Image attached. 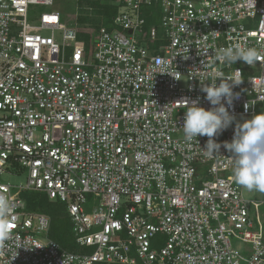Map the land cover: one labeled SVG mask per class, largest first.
Listing matches in <instances>:
<instances>
[{
  "label": "built area",
  "instance_id": "2783aa9c",
  "mask_svg": "<svg viewBox=\"0 0 264 264\" xmlns=\"http://www.w3.org/2000/svg\"><path fill=\"white\" fill-rule=\"evenodd\" d=\"M115 3L112 29H79L54 10L29 22L30 7L53 0H0V174L26 172L15 191L0 181L12 205L0 264H264L262 201L243 194L223 147L264 111V0ZM148 6L158 24L145 29ZM238 44L258 50L254 66L217 60ZM228 75L243 79L236 119L210 156L207 136L186 140L182 105L212 107L201 88ZM27 190L64 203L86 250L48 236Z\"/></svg>",
  "mask_w": 264,
  "mask_h": 264
},
{
  "label": "clouds",
  "instance_id": "9594fccd",
  "mask_svg": "<svg viewBox=\"0 0 264 264\" xmlns=\"http://www.w3.org/2000/svg\"><path fill=\"white\" fill-rule=\"evenodd\" d=\"M184 57L187 59V56ZM259 57L257 49L238 44L234 48L221 49L217 60L228 65L242 60L254 66ZM218 79L220 82L217 84ZM242 82L240 76H217L215 83L211 82L201 88L212 107L206 109L200 106L198 101H192L190 104L186 101L187 103L182 105L186 108L182 125L186 140L192 141L194 138L197 140L198 136H207L205 152L210 156L218 153L221 144L213 138L233 125L236 118L229 108L232 107L234 99L239 98L233 88ZM223 147L231 153L234 181L249 191L264 194V111L242 123H236L232 140L225 141ZM11 216V202L6 195L0 194V247L11 235Z\"/></svg>",
  "mask_w": 264,
  "mask_h": 264
},
{
  "label": "trees",
  "instance_id": "16d2710c",
  "mask_svg": "<svg viewBox=\"0 0 264 264\" xmlns=\"http://www.w3.org/2000/svg\"><path fill=\"white\" fill-rule=\"evenodd\" d=\"M116 0H78V9L89 10V13L96 14L101 17V24L107 29H112V17L118 11L119 6L115 3ZM143 16L145 18V29L152 25L158 24L157 6H148L143 8ZM80 39H85L86 45L90 41V31H80L78 34ZM22 192L21 197L25 201L26 209L32 212H40L49 215L50 228L48 236L54 239L63 249L71 252H79L86 250L81 248L74 242V237L71 232V227L65 205L56 202L53 208H47L45 201L42 199L41 203L34 201L30 196ZM42 197H47L42 195ZM44 203V204H43ZM70 229V231H69ZM90 249V248H88ZM106 264V263H98ZM110 264V263H109ZM112 264V263H111Z\"/></svg>",
  "mask_w": 264,
  "mask_h": 264
},
{
  "label": "rangeland",
  "instance_id": "374dc122",
  "mask_svg": "<svg viewBox=\"0 0 264 264\" xmlns=\"http://www.w3.org/2000/svg\"><path fill=\"white\" fill-rule=\"evenodd\" d=\"M50 10L58 11L61 14L62 21L66 23H74L79 29H91L101 24V20H100L101 17L97 16L96 14L89 13V10L78 9V0H53V4L50 7L38 6V5L32 6L30 7L29 22L35 23V18L39 15L40 12L50 11ZM55 36L58 40H60V35L57 32L55 33ZM89 49L90 48L87 45L86 50L88 53L90 52ZM240 64L243 63L240 62ZM0 181L8 183L11 186L12 191H15L19 184H23L26 181V172L16 170L10 167L0 174ZM26 192H27L26 194L30 196L32 199H34V201L36 202L38 201L39 203H41L42 202L41 200L43 199L46 203L45 205L48 206L47 208H53L54 205H57L56 202L64 205V203L60 201L50 200L47 197H42V195H45L42 192L31 191V190H27ZM242 192L248 198H255L258 201H262L257 211L260 220L262 221L263 232H264V194L256 191H249L243 187H242ZM87 202H89V200H87ZM95 203H96L95 201H92V205H94ZM90 205L91 204H86L87 210H89ZM250 213L251 216L253 217L252 209H250ZM68 222L70 223V220ZM70 227H71V223H70ZM233 242L234 244L243 247V243L241 241L234 240ZM154 247L158 248L159 244L155 243Z\"/></svg>",
  "mask_w": 264,
  "mask_h": 264
},
{
  "label": "water",
  "instance_id": "95a60500",
  "mask_svg": "<svg viewBox=\"0 0 264 264\" xmlns=\"http://www.w3.org/2000/svg\"><path fill=\"white\" fill-rule=\"evenodd\" d=\"M130 32V31H129Z\"/></svg>",
  "mask_w": 264,
  "mask_h": 264
}]
</instances>
